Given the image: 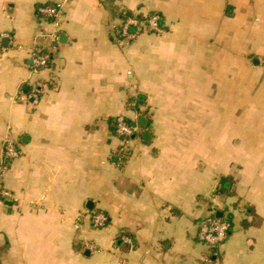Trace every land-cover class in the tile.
Returning <instances> with one entry per match:
<instances>
[{
    "label": "crops",
    "instance_id": "1",
    "mask_svg": "<svg viewBox=\"0 0 264 264\" xmlns=\"http://www.w3.org/2000/svg\"><path fill=\"white\" fill-rule=\"evenodd\" d=\"M55 4L59 26L39 14ZM124 14L164 33L124 46ZM36 81L40 101L18 99ZM9 134L0 264H264V0H0V149ZM217 212L233 226L213 249L199 229Z\"/></svg>",
    "mask_w": 264,
    "mask_h": 264
},
{
    "label": "built area",
    "instance_id": "2",
    "mask_svg": "<svg viewBox=\"0 0 264 264\" xmlns=\"http://www.w3.org/2000/svg\"><path fill=\"white\" fill-rule=\"evenodd\" d=\"M39 14L50 19V22L59 26L60 20L64 14V5H45L39 8ZM164 33V27L162 25L161 16L158 14H153L145 19H139L135 17H129L124 14L123 20L118 27L119 40L122 45L130 46L133 44L137 38L142 34H157L160 35ZM58 33H52L50 35L44 36L54 43L58 41ZM30 59L32 63V69L35 74H38L44 70H47L50 65V55L45 53L44 48L41 46L39 40H36L32 45L30 50ZM48 83L43 81H36L29 85L28 91L21 93L18 97L20 100H30L34 104H37L41 97L43 96L45 90L48 88ZM137 106V101L132 103V107ZM115 131L116 135L123 144H127L129 140L136 137L138 133L137 125H130L128 123L127 117L124 115L118 116L115 119ZM20 151L17 147L16 141L9 134L6 136L2 143L0 149V200L1 201H15L14 194L6 188L5 175L8 170V165L11 161L18 158ZM110 220L109 217L102 212H93L92 223L93 226L98 229H104L108 226ZM231 227L229 223L213 217V214L208 216L200 225L199 238L210 248H217L221 246L229 237ZM124 243H131V241L124 237ZM86 249L95 252L97 249L92 244L87 242L85 245Z\"/></svg>",
    "mask_w": 264,
    "mask_h": 264
},
{
    "label": "trees",
    "instance_id": "3",
    "mask_svg": "<svg viewBox=\"0 0 264 264\" xmlns=\"http://www.w3.org/2000/svg\"><path fill=\"white\" fill-rule=\"evenodd\" d=\"M48 21H50V19H48V18H46ZM41 46L44 48V51H45V53H48V43H47V41H41ZM128 123L130 124V125H136L132 120H128ZM146 128H149V127H145L144 129H146ZM116 129H115V122H114V131H115ZM115 133H116V131H115ZM124 156H125V154L124 153H120V157L122 158H124ZM227 182H230V181H228V179H223L222 180V183H221V188H220V190H219V192L218 193H220L221 195H226V196H232L234 193H232V190H231V183H229V185H227ZM213 217H216V214H213ZM221 220H223V221H225V222H227V223H229V225H230V227H231V229H232V226H233V219H232V216H227V217H225V218H222ZM231 232V231H230ZM124 250H126V249H128V246L127 245H124L123 247H122Z\"/></svg>",
    "mask_w": 264,
    "mask_h": 264
},
{
    "label": "water",
    "instance_id": "4",
    "mask_svg": "<svg viewBox=\"0 0 264 264\" xmlns=\"http://www.w3.org/2000/svg\"><path fill=\"white\" fill-rule=\"evenodd\" d=\"M4 43L6 44L7 43V39L4 41ZM11 204V203H10ZM216 217L218 218V219H222L223 218V213L222 212H217L216 213Z\"/></svg>",
    "mask_w": 264,
    "mask_h": 264
},
{
    "label": "rangeland",
    "instance_id": "5",
    "mask_svg": "<svg viewBox=\"0 0 264 264\" xmlns=\"http://www.w3.org/2000/svg\"><path fill=\"white\" fill-rule=\"evenodd\" d=\"M136 100H137V98L134 99V101H136ZM129 119L132 120L136 124V120L127 117V120H129ZM122 242H123V240H122ZM125 245H127L129 247V243H126ZM125 251H127V250H125Z\"/></svg>",
    "mask_w": 264,
    "mask_h": 264
}]
</instances>
